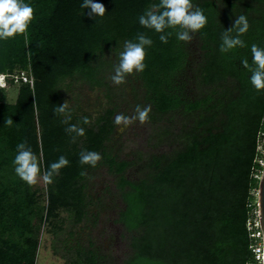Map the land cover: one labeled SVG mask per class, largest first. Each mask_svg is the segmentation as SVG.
Masks as SVG:
<instances>
[{
    "label": "trees",
    "instance_id": "16d2710c",
    "mask_svg": "<svg viewBox=\"0 0 264 264\" xmlns=\"http://www.w3.org/2000/svg\"><path fill=\"white\" fill-rule=\"evenodd\" d=\"M24 2L34 9L27 36L0 40V73L29 67L34 78L32 86L19 85L13 103L5 101L0 87V150L12 157L0 173V264H35L38 241L28 215L37 199L15 174L17 145L27 141L43 172L61 155L69 161L48 184L47 215L61 195L74 191L72 197L80 199L71 184L83 181L81 190L87 176L81 172L90 166L80 164L81 152L71 147L75 133L65 131L66 117L54 110L75 82L89 90L104 86L103 67L111 63L105 57H119L125 41H135L138 33L152 45L145 49L144 71L133 73L138 84L131 103L133 110L151 105L152 150L134 151L135 164L144 162L134 179L127 177L133 159L107 152L106 146L97 164L114 176L123 203L116 221L127 233L129 252L122 264H254L246 222L257 208L263 170L257 147L264 139V90L251 85L241 60L251 64L252 44L264 48V0H192L207 17L206 26L191 34L198 47L194 58L188 44L177 39L178 28L165 29L172 33L165 44L161 33L139 24L159 0H93L104 5L103 17L81 8L84 0ZM241 14L249 23L241 37L248 46L221 53L223 30ZM70 110V124L86 125L85 113ZM113 127L107 119L96 132L88 129L86 151L109 139ZM160 147L165 150L158 152Z\"/></svg>",
    "mask_w": 264,
    "mask_h": 264
},
{
    "label": "rangeland",
    "instance_id": "374dc122",
    "mask_svg": "<svg viewBox=\"0 0 264 264\" xmlns=\"http://www.w3.org/2000/svg\"><path fill=\"white\" fill-rule=\"evenodd\" d=\"M188 47L191 58H194L198 48L194 37L188 43ZM105 58L110 59L111 63H105L103 67L104 86L89 90L87 85L75 82L72 91L66 94L65 101L69 102V107L74 109L78 116L85 113L90 120L86 125L80 122V126L84 128V135L76 136L75 142L71 138V147L74 145V148L72 147L74 152L86 151L92 135H88V129L96 132L102 123L106 124V120L110 119L114 127L109 139L104 140L102 145L92 151L100 154V149L106 146L107 152L133 159L127 177L134 179L143 173L144 167V162L135 164L134 151L152 150L153 140L149 141L151 126L147 123L141 125L136 121L120 131L121 126L114 124L116 114L124 113L129 116L134 114L131 102L136 95L138 82L134 80V74H131L126 76L125 83L114 84L109 77L114 74V65L118 64L119 57L115 58V55L110 54ZM21 71H27L32 76L29 67L16 66L9 73L18 74ZM19 85L8 82L2 87L5 101L10 103L15 101ZM99 117L100 122L96 124ZM164 150L165 147H160L157 151ZM11 164V155L1 149L0 173L7 171ZM86 172L85 186L81 190L79 185L83 181L71 184L76 188L80 199L72 197L76 193L74 191L61 195L59 205L50 215L46 214L48 184L39 179L36 185L30 186L29 191L34 193V198L37 199L32 205L31 214L28 215L31 236L38 241L35 264H122L129 252L127 233L122 224L116 221L123 203L115 188L114 176L108 173L104 164L95 168L90 166ZM254 198L257 200L256 194ZM42 214L43 218L40 220Z\"/></svg>",
    "mask_w": 264,
    "mask_h": 264
},
{
    "label": "clouds",
    "instance_id": "9594fccd",
    "mask_svg": "<svg viewBox=\"0 0 264 264\" xmlns=\"http://www.w3.org/2000/svg\"><path fill=\"white\" fill-rule=\"evenodd\" d=\"M81 8L90 9V16L103 17L106 9L103 4L95 3L93 0H84ZM34 19V9L24 2V0H0V40L14 38L16 35L27 36V30ZM139 24L147 29H152L156 33H161L159 39L162 43H167L171 32L165 34V29H179L176 36L177 39L185 43H190L194 33L199 32L207 24V17L203 9L199 6L194 7L192 0H159V4H153L151 9L146 11L139 17ZM249 23L246 15L237 16L234 23L227 30H223L221 34V44L219 51L228 53L236 48H244L248 45L241 37L247 33ZM235 31V35H233ZM152 40L138 33L135 41H125L123 51L119 54V62L114 65V74L109 79L116 85L126 82V76L134 72H143L146 65V46L150 47ZM251 64L247 58L241 60L242 66L251 73L249 79L251 85L257 90H264V48L256 44H252L251 48ZM55 114L64 115L66 118L62 121L69 126L65 131L72 136L75 142L76 136L84 135V128L75 124H70L71 110L69 102L64 101L55 110ZM134 114L129 116L124 113H118L114 117V124L119 127L120 131L139 121L141 125L149 120L151 105H136ZM6 123L11 126L13 121L7 120ZM84 124H89L88 117L83 118ZM102 160V156L95 151H81L80 164L89 165L95 168ZM15 174L29 186L37 184L42 179L46 184L54 182V176L59 174L62 167L69 164L68 159L61 155L56 162L50 164L41 175V168L38 157L28 146L27 141H23L17 145V154L13 160ZM82 176H86V172H81Z\"/></svg>",
    "mask_w": 264,
    "mask_h": 264
},
{
    "label": "built area",
    "instance_id": "2783aa9c",
    "mask_svg": "<svg viewBox=\"0 0 264 264\" xmlns=\"http://www.w3.org/2000/svg\"><path fill=\"white\" fill-rule=\"evenodd\" d=\"M8 82L19 84L26 83L32 86L33 78L29 73H27V71H21L18 74L9 72L0 73V87H4ZM257 149L262 155H264V139L260 140ZM259 162L264 166V159H260ZM246 227L250 237L254 240V244L252 245V251L255 256L254 264H262V260L264 258V248L262 242V228L258 208L250 212L246 222Z\"/></svg>",
    "mask_w": 264,
    "mask_h": 264
},
{
    "label": "water",
    "instance_id": "95a60500",
    "mask_svg": "<svg viewBox=\"0 0 264 264\" xmlns=\"http://www.w3.org/2000/svg\"><path fill=\"white\" fill-rule=\"evenodd\" d=\"M257 208L259 212V217L261 221L262 228V242L264 248V166L261 173V177L259 179L258 192H257ZM262 264H264V258L262 260Z\"/></svg>",
    "mask_w": 264,
    "mask_h": 264
}]
</instances>
